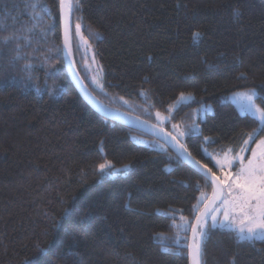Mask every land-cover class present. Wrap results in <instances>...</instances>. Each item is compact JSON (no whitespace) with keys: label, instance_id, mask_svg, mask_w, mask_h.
Wrapping results in <instances>:
<instances>
[{"label":"trees","instance_id":"16d2710c","mask_svg":"<svg viewBox=\"0 0 264 264\" xmlns=\"http://www.w3.org/2000/svg\"><path fill=\"white\" fill-rule=\"evenodd\" d=\"M61 17L59 0H0V264H190L211 182L82 98ZM71 25L92 96L173 137V125L190 131L177 139L217 176L210 155L238 153L250 133L251 148L264 139L229 101L254 90L264 110V0H78ZM84 50L103 71L102 92ZM182 94L192 103L178 105ZM204 106L213 112L197 119ZM202 241L201 264H264V238L208 225Z\"/></svg>","mask_w":264,"mask_h":264},{"label":"snow or ice","instance_id":"6c2138e0","mask_svg":"<svg viewBox=\"0 0 264 264\" xmlns=\"http://www.w3.org/2000/svg\"><path fill=\"white\" fill-rule=\"evenodd\" d=\"M60 9L62 15L67 20L74 8L78 5V0H59ZM36 7V5H33ZM236 14H239V10H235ZM77 32L80 30V25H76ZM200 36V33L194 32L193 37L197 38ZM7 40L8 37H5ZM252 94H254V90H252ZM252 96L249 95L248 99L251 101ZM181 99H184L183 94L181 95ZM248 111H252V105L249 104ZM256 112L260 113V126L264 128V110L259 108L256 109ZM157 117L160 118V114L157 113ZM166 119V118H165ZM174 129H178L179 126L173 125ZM191 132L188 130L178 131L177 136L173 137L176 140L178 137H183L190 135ZM255 133L249 134V140L253 138ZM249 140L244 141V147L241 148V153L246 151ZM183 149V145H181ZM186 149L182 151L178 150V154L183 157L186 153ZM231 151V150H229ZM207 155V153H206ZM190 156V154H189ZM241 159V166L235 175V179L231 181L229 184L227 180H221L219 176H217L211 168H207L205 165H201L199 161H195L194 163L198 165L201 169H204V177L207 181L211 178L213 184L217 187L221 184H226L229 192L231 193L233 188L240 189L238 195L233 197L231 202L226 201V203H233L234 205L239 207L240 212L245 216V219L252 222V226L247 228V235H244L245 229H240L239 239L241 240H251L255 239L257 236L264 237V140H261L257 145L256 149L252 150V156L248 158L247 163H243V157L238 156L233 157L231 159L228 158V154L225 153L224 162L221 160H216V166L220 169L233 166V162L235 159ZM128 166L125 165V168ZM112 166L109 162L101 163L99 165V170L104 174H111ZM227 219V214L225 216ZM184 220L183 217H181ZM215 219V217H213ZM199 221V217L197 218ZM187 221H185V224ZM193 232V241L192 244L189 245V253L192 257V264H200V256H201V243L202 239L205 237V227L203 224L198 223L197 225L192 226ZM41 252H44V249H40Z\"/></svg>","mask_w":264,"mask_h":264},{"label":"rangeland","instance_id":"374dc122","mask_svg":"<svg viewBox=\"0 0 264 264\" xmlns=\"http://www.w3.org/2000/svg\"><path fill=\"white\" fill-rule=\"evenodd\" d=\"M84 66L88 70V72L92 76V80L96 86H94L96 91L102 92L103 90V71L101 70L102 73V78L97 73L96 69V62L93 59V54L91 53L90 50H84ZM101 79V80H100ZM249 95L252 96L251 101L248 99ZM184 99H180L177 101V104H188L192 103L193 97L191 95H183ZM99 97V96H98ZM256 98V93L254 91V94H252V91H246V92H239L235 93L229 96V101L232 102L238 111L242 115H250L257 119L260 123V113L256 112V109L260 107L257 106L255 102ZM101 99V98H100ZM112 103H115V101H112ZM176 104V105H177ZM249 104L252 105V111H248L247 108ZM213 108L211 106H204L201 108V110L197 113V119L201 118L204 120L206 113H212ZM164 118V117H163ZM165 120V119H164ZM195 128V125L193 126ZM197 129H199V125L197 126ZM181 129H174L172 127L171 133L174 136H177V132L180 131ZM184 137H178L180 139L184 140ZM264 139H260L257 141L256 145L251 148V142L252 139L249 140V145L243 153H241V150L238 153H228V158L231 159L233 157H237L238 154L239 156L243 157V163H247L248 158L252 156V150L257 148V145L259 142ZM161 143H154V146L157 149H161ZM210 157L213 159L216 165V160L219 159L221 162H224L225 155L223 156H215V155H210ZM241 166V159L237 158L233 162V166L231 167H225L223 169L218 168V174L220 175L222 180H227V182L230 184L233 179H235V175L237 171L239 170ZM224 189H225V195L220 204H218L213 211L208 215L206 220L202 223L205 227V232L207 230L208 225L213 227V228H220V229H228L235 231L238 236L240 235V229L243 228L245 229L244 235H247V228L252 226V222L245 219V216L240 212L239 207L234 205L233 203H226V201L231 202L233 200V197L238 195L240 192V189L233 188L232 192L230 193L228 190V187L226 184H223ZM212 193V192H211ZM200 208L203 207L205 204H207V200H205V197L202 196L200 201H199ZM227 214V219L225 218ZM215 217V219H213ZM264 237L257 236L255 239H262ZM248 240V239H247Z\"/></svg>","mask_w":264,"mask_h":264},{"label":"water","instance_id":"95a60500","mask_svg":"<svg viewBox=\"0 0 264 264\" xmlns=\"http://www.w3.org/2000/svg\"><path fill=\"white\" fill-rule=\"evenodd\" d=\"M61 16H62L61 21H62V31H63L64 56H65L67 71L72 82L74 83L76 89L78 90L82 98L90 106H92L98 113L104 115L110 120L154 138L155 140L166 146L168 149H170L183 163H185L186 165H188L189 167L195 170H198L204 175V169H201L198 165L194 163L196 160L191 155L189 156L188 151H186L183 157H181L178 154V150L182 151L183 149H186L178 139L174 140L173 136L167 133L165 130H162L150 124L143 123L141 121L133 119L117 111L111 110L110 108L104 106L102 103H100L96 98L92 96V94L89 92V90L85 87L84 83L80 79L79 74L75 67L73 50H72L71 14L67 20L62 15V13ZM181 145H183V149L181 148ZM208 180L211 182L213 186V192L207 204L204 206L202 211L197 216V218L199 217V221L196 218L194 225H197L198 223L202 224L206 220L208 215L213 211V209L218 204H220L224 198L225 191L223 184L217 187L213 184L211 178H209ZM192 241H193V232H191L189 245L192 244ZM202 243H201L200 264L202 259ZM189 258H190V264H192V257L190 253H189Z\"/></svg>","mask_w":264,"mask_h":264}]
</instances>
